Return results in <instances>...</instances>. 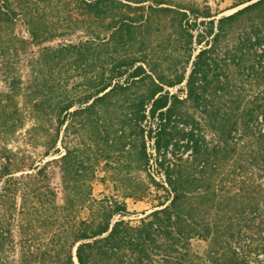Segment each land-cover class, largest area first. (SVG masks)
<instances>
[{
  "label": "trees",
  "instance_id": "1",
  "mask_svg": "<svg viewBox=\"0 0 264 264\" xmlns=\"http://www.w3.org/2000/svg\"><path fill=\"white\" fill-rule=\"evenodd\" d=\"M245 3L0 0V264H264V0L225 11ZM62 127L59 158L8 147L58 157ZM110 152L147 179L124 198L161 192L136 225L93 197Z\"/></svg>",
  "mask_w": 264,
  "mask_h": 264
},
{
  "label": "rangeland",
  "instance_id": "2",
  "mask_svg": "<svg viewBox=\"0 0 264 264\" xmlns=\"http://www.w3.org/2000/svg\"><path fill=\"white\" fill-rule=\"evenodd\" d=\"M181 1V0H180ZM200 9L204 10L208 8L212 15H217L215 18L218 19L222 15H230L234 13L236 10L240 9L243 6H246L247 3L244 5L230 10L225 11L226 9H229L230 7L234 6L238 2H245L248 0H195ZM255 1V0H253ZM222 14H218V13ZM22 27L18 24L16 26V31L21 33ZM23 36H26V34H23ZM160 40H162L163 45L164 40L160 39L159 37L154 38V44L155 47L158 46ZM179 42L177 43V45ZM175 47L174 45V39H171L170 44L168 45V49H173ZM194 48L193 54L195 55L198 50L200 49V46L196 45V43H192V49ZM184 87V84L182 85ZM4 85L2 82H0V91L3 90ZM177 88L171 89L170 91L172 93H175ZM197 117V115H196ZM31 126V123L27 120L25 123L24 130L21 131V135L23 132L27 129H29ZM78 126L75 128V130H72V133L70 137L71 143L69 147H78V143L82 140V137L80 133L77 131ZM66 133L64 132V127L61 128L59 141H58V157H42L43 155V149L42 148H36L33 149L32 147L27 146L22 136H17L15 141L10 143L8 147L11 150L19 151L20 155L28 156L29 161H32L33 163H37L38 161H48L52 159L59 158L60 156L65 154L64 147L66 145ZM120 136L118 133L114 136V134H110L109 139L112 140L113 138H117ZM211 137L206 134V139H210ZM111 151V150H110ZM122 155V153L117 152H110V158L101 160V162L98 164L96 170V178L92 182V194L95 199H101L103 197H109L113 198L119 202L125 203L126 211L128 212V215L123 217L125 221H129L132 225H136L138 223V220L144 215L150 213L153 209V207L157 203V197L161 195V192H156L154 189H150V194H147L142 198L141 200L138 199H130V198H124V191L125 189H131L134 187V185L141 181L144 183H147V179L145 174L138 173L135 170V163H131L129 170H127V173L123 171V167L126 164V160L122 158V156L119 158V156ZM52 173V183L53 186L58 189L59 187V180H60V174L56 167H51L50 169ZM61 197L60 191L58 190V197L57 202L61 203ZM118 217L114 218V221H116Z\"/></svg>",
  "mask_w": 264,
  "mask_h": 264
},
{
  "label": "water",
  "instance_id": "3",
  "mask_svg": "<svg viewBox=\"0 0 264 264\" xmlns=\"http://www.w3.org/2000/svg\"><path fill=\"white\" fill-rule=\"evenodd\" d=\"M244 7V6H243ZM243 7H241V8H243Z\"/></svg>",
  "mask_w": 264,
  "mask_h": 264
}]
</instances>
